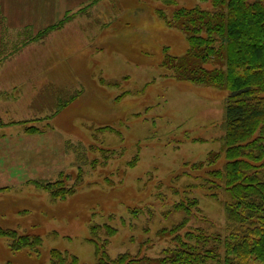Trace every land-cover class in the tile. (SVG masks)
<instances>
[{"label": "rangeland", "instance_id": "obj_1", "mask_svg": "<svg viewBox=\"0 0 264 264\" xmlns=\"http://www.w3.org/2000/svg\"><path fill=\"white\" fill-rule=\"evenodd\" d=\"M173 1L97 0L42 40L0 46V227L41 240L37 253L12 252L0 237V264H49L52 251L97 264L93 227L110 260L159 258L171 247L161 231L188 217L171 213L187 198L197 207L180 234H224L206 181L225 162L226 92L161 66L187 41L159 11L168 20L179 8L210 11L211 0ZM59 100L71 102L56 112ZM57 189L72 192L52 197Z\"/></svg>", "mask_w": 264, "mask_h": 264}, {"label": "trees", "instance_id": "obj_2", "mask_svg": "<svg viewBox=\"0 0 264 264\" xmlns=\"http://www.w3.org/2000/svg\"><path fill=\"white\" fill-rule=\"evenodd\" d=\"M160 1L166 6L174 4L173 0ZM211 5L210 11L176 9L168 20L159 11L166 25L181 31L187 41L182 56L164 51L161 66L179 82L226 92L221 151L225 162L221 169L210 170L207 174L212 179L206 181L209 197L222 202L224 234L201 229L180 234L197 207L195 199L187 198L176 203L171 213L188 217L161 231L170 237L171 247L159 258L137 260L125 254L110 260L107 240H95L98 227H93L89 242L97 264H264V0H211ZM70 102L57 101L56 112ZM219 158L215 155L208 163ZM71 192L51 190V196L64 199ZM105 233L112 236L115 231L106 226ZM15 235L13 229L0 227V237L10 239L12 252L27 247L38 252V236L16 239ZM49 264H78V259L52 251Z\"/></svg>", "mask_w": 264, "mask_h": 264}, {"label": "crops", "instance_id": "obj_3", "mask_svg": "<svg viewBox=\"0 0 264 264\" xmlns=\"http://www.w3.org/2000/svg\"><path fill=\"white\" fill-rule=\"evenodd\" d=\"M97 0H0V46L8 39L42 40L45 30L57 26L70 13H78ZM9 37V38H8ZM37 42V41H36ZM13 44V43H11Z\"/></svg>", "mask_w": 264, "mask_h": 264}]
</instances>
